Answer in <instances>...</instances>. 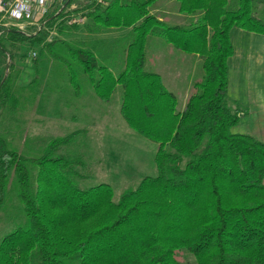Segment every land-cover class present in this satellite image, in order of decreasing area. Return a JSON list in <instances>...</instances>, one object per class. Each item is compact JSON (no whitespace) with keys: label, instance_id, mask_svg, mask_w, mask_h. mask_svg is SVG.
<instances>
[{"label":"trees","instance_id":"trees-1","mask_svg":"<svg viewBox=\"0 0 264 264\" xmlns=\"http://www.w3.org/2000/svg\"><path fill=\"white\" fill-rule=\"evenodd\" d=\"M156 1L85 0L83 13L95 32L131 26L117 75L99 61L93 36L44 41L42 29L0 25V48L9 57L0 115L16 119L21 109L15 59L27 43L66 63L76 89L83 73L103 100L121 86L124 118L157 141V173L142 176L115 200L107 182L80 185L82 160L63 151L79 129L52 136L29 155L14 144L9 127L0 128V212L6 214L17 196L24 214L0 235V264H264V141L231 129L245 108L228 94L227 63L233 25L264 33V16L257 12L264 0L215 2L192 27L150 13ZM62 2L46 25L57 20L59 31L69 34L77 22L66 6L74 0ZM150 34L202 57L203 74L182 108L176 93L146 67Z\"/></svg>","mask_w":264,"mask_h":264},{"label":"rangeland","instance_id":"rangeland-1","mask_svg":"<svg viewBox=\"0 0 264 264\" xmlns=\"http://www.w3.org/2000/svg\"><path fill=\"white\" fill-rule=\"evenodd\" d=\"M84 2L85 0H74L78 10L84 9ZM259 9L260 12L264 13V4ZM87 22L88 16H85L83 22H77V28L74 27L69 34H65L59 31L57 20H54V22L43 28L41 33L44 34L46 40L70 38L89 41V37L95 33V25L92 27L89 24L87 25ZM33 30L30 28L26 32L34 33ZM128 37V34H125L122 37L113 38V49L119 61V64H117L119 70L124 65H122L124 55L122 45L126 44ZM33 50L37 52L36 57H39L38 48L31 47L27 43L22 44L20 51L16 53L15 68L22 66L17 81L20 86L29 87L32 85L36 87L39 85V88H46L47 85H54L58 86L60 90L68 89L69 85L72 86L66 63L62 60L60 62L55 61L52 54L46 50L42 55H46L49 62H46L45 56H42L40 64L42 68L40 72L36 73L35 64L30 61ZM21 55L27 58L25 62L23 60V63L19 60ZM1 57L2 68H5L9 57L4 55L0 48ZM161 60L160 67H162V70L165 69V63L169 64L170 62L173 63L174 67H178V56L176 55H168ZM101 61L103 60L101 59ZM201 64L198 66L200 76L203 74ZM146 67L150 69V63ZM50 72H52V76ZM32 80L33 82L28 86ZM79 80L82 88H86V90L93 89L87 74H80ZM164 81L170 87L169 81L167 82L165 79ZM179 90V86L176 87L178 105L180 106L182 98L179 95ZM121 95L122 87L118 86L109 101H101V106L95 104L92 109L85 110L84 107H81L82 109L77 111L68 110V105L65 107L56 104L50 98L44 97V99L42 97L38 101L39 105H25L24 108L20 109L16 119L0 115V128L9 127L8 132L14 144L29 155L38 154L54 133L64 134L79 129L80 131L76 136L71 139L68 145L63 147V151L80 156L82 160L78 165V170L81 173L78 178L80 185L89 187L107 182L112 186L113 198L118 200L124 191L135 188L142 176L157 173L155 164L157 141L147 135L138 133L128 124L121 112ZM56 101L58 100L56 99ZM58 103L61 102L58 101ZM35 106H38V110L34 109ZM21 205L20 199L15 196L8 201L6 214L3 211L0 212V235L24 218Z\"/></svg>","mask_w":264,"mask_h":264},{"label":"crops","instance_id":"crops-1","mask_svg":"<svg viewBox=\"0 0 264 264\" xmlns=\"http://www.w3.org/2000/svg\"><path fill=\"white\" fill-rule=\"evenodd\" d=\"M220 1L222 0H157L155 4L149 7V12L155 14L159 19L169 24H181L186 27H192L202 18L206 12L207 6H212L215 2ZM261 5H263V3L259 5L257 12L259 15L264 16V13L260 12L259 9ZM91 23L92 19L88 17V22L86 24L90 25ZM131 30V26H110L105 29L101 28L93 34V38L90 40V42H92V39H95V47H97L100 52L97 54L99 61L102 59L103 61L101 62L106 64L115 75H117L120 70L117 69L119 61L113 49V38L122 37L125 34L129 36V39L126 40V44L124 46L122 45L124 54L122 57L123 65L125 64L127 46L131 38ZM229 36L233 45V51L227 58L228 94L232 100L245 108L244 111L240 112L239 121L234 124L231 129L234 132L249 133L264 141V33L233 25L229 30ZM44 41H46V39H44ZM37 48L40 54V56L38 55L39 57H36L37 62L30 59V61L35 64L36 73H38V71L40 72L42 68L40 66L42 56H45V61L49 62L48 57L40 53V47ZM98 51H96V53ZM146 54V64L150 63L149 70L159 74L166 88L176 93V87L179 86V95L182 98L179 108H182L192 89L194 78H198L201 74L200 69L198 70V66L202 61L200 53L196 50H184L170 39L150 34L146 39ZM168 55L178 56V67H174L173 63L170 62V65L165 63V69L162 70V67H160L162 64L161 59H164ZM26 59L25 56H20L19 58L22 63L23 60L25 62ZM2 67L3 62L1 57L0 82L8 73V65L5 66V68ZM21 67L22 66H20V68ZM50 75L52 76V72H50ZM164 79L167 80V82L169 81L168 84L170 87L166 85L167 83ZM32 82L33 80L28 86ZM118 86L119 85H117V87ZM177 94L178 93H176V95ZM62 95H64V97H62ZM42 97L50 98L56 102V104H61L65 107L68 105L67 109L71 111L80 110L82 109L81 107H84L85 110H89V108L92 109L95 104L101 106V101L103 100L97 95L94 88L92 90H86V88L76 89L69 85L68 89L60 90L58 86L54 85H47L46 88H39V85L36 87L32 85L29 87L23 85L21 86V109L24 108L25 105H39L38 101ZM56 99L61 103H58ZM34 109L38 110V106H35ZM55 135L60 134L54 133L51 137Z\"/></svg>","mask_w":264,"mask_h":264},{"label":"built area","instance_id":"built-area-1","mask_svg":"<svg viewBox=\"0 0 264 264\" xmlns=\"http://www.w3.org/2000/svg\"><path fill=\"white\" fill-rule=\"evenodd\" d=\"M63 0H0V25L17 26L20 30L34 29L32 32L37 33L46 27L48 14L55 11V14L63 8L66 3ZM102 4H106L108 0H97ZM60 4V6H58ZM77 9V10H76ZM66 10H71L76 14L71 21L83 22L85 15L84 9L77 8L74 2L66 6ZM37 52L32 51V56H36Z\"/></svg>","mask_w":264,"mask_h":264}]
</instances>
